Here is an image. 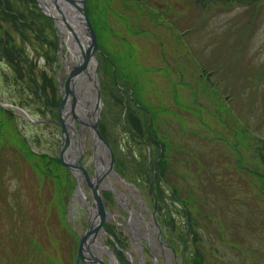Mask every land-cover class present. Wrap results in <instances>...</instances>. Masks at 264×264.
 <instances>
[{
    "label": "rangeland",
    "instance_id": "1",
    "mask_svg": "<svg viewBox=\"0 0 264 264\" xmlns=\"http://www.w3.org/2000/svg\"><path fill=\"white\" fill-rule=\"evenodd\" d=\"M13 1L30 16L31 1ZM36 1L40 7L42 4ZM112 1L113 9L120 15L118 18L124 16L143 31L129 38L140 49V68H135L132 77L135 86L131 89L143 107L153 112L156 121L153 133L155 127L157 134L158 127L160 130L166 127L159 124V119L168 121L172 128L171 133L161 135L164 140L158 139L160 150L140 141L136 137L140 133L136 119L146 121V115L130 107L125 89L116 90L120 86L114 87L112 79L108 78L110 66L96 53L90 70L92 77L96 76L101 98L98 99L92 85L94 93L90 102L95 103L93 117L96 118L93 119L98 121L99 131V121L107 125L105 139L109 147L89 125L73 116V126H67L73 139L65 152L67 162L76 165L81 162L90 179L95 181L100 176L98 162L106 166L107 175L100 193L107 219L90 246L97 242L101 232L100 240L106 251L101 257L95 254L106 264L126 263L121 262L124 258L116 252L119 248L130 264H193L191 259L198 242L209 264H264V255L256 253L259 245L264 248V196L256 191L258 177L247 174L264 171V163L256 151L259 147L264 151V0L254 7L241 6L230 11L227 7H192L186 0H146L151 8L147 7L146 15L134 1L130 4L126 0ZM47 16L53 19L50 31L57 37L54 62H48L43 56L48 54L47 47L38 45L36 39L26 43L18 32H14L13 37L14 46L20 51L18 63L24 73L20 85L14 78V69L0 57V100L23 109L8 108L0 112V120L8 123L4 134L0 133V177L1 172L8 173L3 194L11 202L10 209L3 204L6 201L2 203L0 218L6 225L13 212L15 220L25 221L20 236L10 231L11 235L4 234L6 243L23 247L19 255L17 252L11 256L8 264H18L17 257L24 256L26 251L29 253L28 249L35 244L41 248L38 264H80L78 251L91 224L89 208L74 199L80 177L85 182V195L96 205L83 172L60 160L64 132L60 125L51 122L61 120L59 108L56 110L52 101L45 99L49 95L46 89L40 93L38 90L41 76L46 74L57 81L58 88H63L59 90L62 101L69 67L76 64L57 20ZM109 22L114 33L123 37L122 19L112 17ZM21 28L26 31L25 27ZM29 35L26 33L27 39ZM124 48L123 41L115 36L109 39L107 47L104 45L109 56L125 55L121 53ZM204 66L209 67L206 73L215 70L208 75L210 79L200 77L198 69ZM123 67L126 77H130V68ZM158 69L161 73L154 72ZM171 69L173 80L170 82L165 76ZM30 76L38 78L34 87L32 85L33 90L27 89L25 84ZM189 90H195L200 96L202 106L194 102L196 99L190 97ZM83 93L75 92L74 111L81 105L90 108L89 96L86 91ZM21 96L26 98L25 105ZM81 100L83 103L79 106ZM65 110L66 107L63 119ZM75 133L83 137L84 143L78 157L73 159L67 152L76 146ZM100 133L103 135L102 131ZM15 138L17 143L25 144L20 160L17 153L9 149ZM159 151L160 159L165 154L168 159L162 170L167 174L160 187L155 186L157 169L153 176L148 170L137 173L132 169L134 161L143 165L146 162L143 158L150 157L151 161ZM35 153L55 157L62 164H43ZM117 157L126 162V177L116 165ZM17 160V169H14L12 164ZM239 160L244 168L238 166ZM111 179L115 183L113 188L108 184ZM158 190L165 197L162 216L158 209ZM192 198L204 214L197 211L193 203L191 207ZM187 213L196 217L194 226L190 227ZM7 229L5 227L4 233ZM251 255L256 259L253 263Z\"/></svg>",
    "mask_w": 264,
    "mask_h": 264
},
{
    "label": "trees",
    "instance_id": "2",
    "mask_svg": "<svg viewBox=\"0 0 264 264\" xmlns=\"http://www.w3.org/2000/svg\"><path fill=\"white\" fill-rule=\"evenodd\" d=\"M29 1H31V4H32V6L30 8L32 10L30 12V16L28 14H26L24 11H22L20 9V7L19 8L16 7L17 3L15 4V2L13 0H0V57L2 59H4L11 68L14 69V71H15L14 78L16 79V81L19 85H20V81H21L22 77L24 76V73H22V67H20V65L18 63V61L21 60V58L18 55L20 51H17V47L15 48V46H14V42H15V38L13 37L14 32H18L19 36H21L23 38V41H25L26 43H30L29 40H31V39H36L38 41V45L42 44L45 47H47L48 48L47 49L48 54H43V56L47 59L48 62L49 61L54 62L53 50H55V48L57 47V44H56L57 37L50 31L51 28L53 29V19L48 17L41 10V8L39 7L36 0H29ZM128 1H129V4L132 1H134V3L136 4V7H138L139 11L143 12V14H145V15H146L145 12H147L148 8L151 10V8L148 6V2L147 3L145 2L146 0H126L127 3H128ZM261 1L262 0H186V2L189 3V6H192V7L197 6V7H200L201 9L207 8L206 6H209V7L213 6L214 9L216 7H227L226 9L228 11L233 10L237 7H241V6L254 7L256 5H259L261 3ZM112 3H113L112 0H87V8H88L89 17L93 23V26L96 29L99 44L106 54L103 57L105 58V61H107L106 64L108 66H110V69H111L108 72V73H110L108 78L112 79L114 87L117 86L115 79H118V81L120 82V84H122V86L123 85L127 86V89H125L124 93L126 94L127 101L131 104L130 107H132L133 109L137 108L138 111L142 110L144 112V114L146 115V117H145V118H147L146 121H141L139 118L136 119V121L138 123L137 127H138L139 132H140V133H138V135L136 137H138L140 141L141 140L143 142L146 141L147 143L146 142L145 143L147 145H149L151 148L156 147L157 150L158 149L160 150L161 145H160V142L158 141V139H160V138H159V135L157 134V132L155 130L156 127L154 128V133L152 131L154 123H155V121L151 117V116H154L153 112L151 110L145 109L143 107V104L140 103L138 101V99L135 97L134 93H133V96L131 97L130 92L128 91L129 90V84L128 83H130V85H132V86H130L131 88H133V86H135L132 77L136 73V69L140 68V63L138 60V54L140 52L139 51L140 49H138V46H137L138 44L135 45V43L131 40H130L131 41L130 42L129 38L132 37L133 35L135 36L138 34H143V33H141L143 31L141 28L135 27L132 23H129L126 18H123L124 16L118 18L120 15L117 11H115L113 9ZM125 6H127V5H125ZM156 12L162 13V10L156 9ZM158 13H157V15H158ZM112 17L114 19L115 18L116 19H122L120 26L121 27L123 26V31H122L123 37L121 36L120 33H116V32L114 33L113 26L112 27L110 26L109 18H112ZM161 21L165 23V21H163V20H161ZM6 24H8L7 30L5 28ZM165 25L168 27V24L165 23ZM21 27H25L26 31H24L23 28H21ZM8 28L10 29V31ZM12 30H14V31L11 32ZM137 30L140 32H136ZM26 33L30 34L29 35L30 39L26 38V36H25ZM124 35H125V37H124ZM5 36L7 38H5ZM113 36H115V37H117L123 41L125 48L122 49L121 53H124L125 55L117 54L114 56H111V55L109 56L106 53V50H104V45L107 47L109 39L111 40V38H113ZM21 52H22V50H21ZM22 54H21V56L24 55V54L23 55ZM124 65H126L128 68H130V77H126V75L124 73V70H123ZM160 71H162V70H159V69L154 70V72H160ZM171 72H172V69L168 73H166L167 76H165L166 78L167 77L170 78V82H171V80H173ZM41 79H42V83H40V89H38L39 93L42 90L46 89L48 91L49 95L46 96L45 99H47V98H48V100L50 99L52 101L51 105H53L54 108L56 110H58L61 99L59 98V88H58L57 81L55 82L54 78L51 79L46 74H44V75L42 74ZM26 80H27V82L25 84H26L27 89L33 90L32 85L34 87V83L36 81H38V78H36L34 76H30V78H28ZM204 87L206 88V85H204ZM22 88H23V90H27L24 87H22ZM116 88H114V90L116 89L117 91H119L118 87H116ZM184 94H185V92H184ZM189 95H190V97L196 99V101H194V102H197L199 104V107L202 106L200 104L201 101L199 100L200 96H198V94L195 93V90L194 91L189 90ZM20 99L22 100L21 102L25 105L26 98L21 96ZM2 109L5 110V108L0 105V112L2 111ZM7 126H8V123H6L4 120H0V127H1L0 133L1 134H4L3 131L5 130V128ZM99 126H100L102 133L106 136L107 130L105 128H107V125H103L102 120H101L99 123ZM240 132L242 133V130H240ZM239 142L242 143V140L239 139ZM15 143H17V138H15L13 143L11 142V146L8 145V147L10 146L9 149L14 151L15 153H17V157L19 158L18 160H20V157L23 155V151H24V149L22 148L24 143H17V144H15ZM236 144L238 145L240 143H236ZM241 145H243V144H241ZM24 146H25V144H24ZM259 148H257V150H256L258 153L257 156L259 157V160L264 163V151H261ZM25 151L30 153L28 150H25ZM160 154H161V152L159 151V155L156 156L151 161L149 160V157L143 158L142 161L146 160V162H143L144 166L142 164H138L137 161H134L133 167H132V169L135 170L137 173L138 172L140 173L142 169L146 170V172L148 170V174L150 171V175H152V176L154 174L155 169H157V173L155 176V181H156L155 186H158V187H160L161 182L163 180H165V175L167 174V172L166 171L164 172L162 170L164 169V166H166V164H168V159L166 157L167 154H165L164 157H162L161 159H160ZM34 156L37 157L38 159L43 160V162H44L43 164L46 163L48 165H51V163H53V162H57L59 164L61 163L60 160L56 159L55 157L49 156L47 154H40V155L36 156V153H35ZM18 160L15 162V164H12L14 169H17ZM240 161L241 160L238 161L239 162L238 166L241 168H244L245 165L240 164ZM159 163H162V165ZM116 165L119 168V170L120 169L123 170L122 173L125 174L123 176L126 177V170H124L127 168L126 162L121 157H117L116 158ZM263 166H264V164H263ZM260 172L254 170V172L253 171L248 172L247 174L252 175V176L256 175L258 177V180H257L258 186H256V191L258 194H260L263 197L264 196V175L262 173H264V171L261 173ZM1 174L2 175L0 177L1 178L0 207L2 206V203L4 201H6V203H3V204L8 209H10L11 202L7 198L5 199V194H3V185H4L6 178H8V176H7L8 173H5V171H4V172H1ZM157 192H158V200H159L158 209H160L159 214H161V216H162V214L164 213L165 206H166L164 203L165 197H163L162 193L159 190ZM192 203H193L194 208L197 211L204 214L200 210V206L197 205L196 201L194 202L193 198H192V202H191V207H192ZM160 204H161V206H160ZM0 211H1V209H0ZM187 216H188V219L190 220V223H191L190 227L194 226V223L196 224V217H194L193 214H191V213H190V216H189V213H187ZM206 217H208V214H206ZM10 218H9L10 221L8 220L6 225L4 224L5 221L0 218V221L2 222L1 226H0V261H1V264H8V261L10 260L11 256L15 255L17 252H19L18 253V255H19L21 250L23 249V247L20 244L16 243L13 246V245H10V244L5 242L6 236H9V234L11 235V233H9V231L12 232L15 236H20L22 224H23V222L25 223V221L22 218L15 220V213H13V212L11 213ZM165 223H166V221H165ZM5 227H8V229H7V232L4 233ZM192 233H194L193 228H192ZM4 234L6 236H4ZM195 234L198 236V238L200 237V234L196 229H195ZM19 241H20V239H19ZM183 242L185 243V246H186V241H183ZM11 243H12V240H11ZM118 243H119V246L122 247L121 241H118ZM10 246H12V247H10ZM259 246L260 247L256 248L257 249L256 253L259 256H263L264 255V248L262 247V245H259ZM28 250H30L29 253L26 251L24 256L17 257L16 262H18V264H38L39 263L38 254L41 253V248L37 247V245L35 244L34 246H32ZM194 250L196 251V253H195L194 257L191 259V260H193V264H209V261L207 259V255L205 254V252L201 248L199 242L194 246ZM116 252L118 253V255L120 257L124 258V259L121 258V262L125 261L127 264L131 263L127 260V257H126V255H124L125 253L123 252L122 249L119 248V249H117ZM250 258H251L252 263L256 260V259H253L252 255L250 256ZM126 263H124V264H126ZM80 264H83V263L80 262ZM186 264H188V263H186Z\"/></svg>",
    "mask_w": 264,
    "mask_h": 264
},
{
    "label": "bare ground",
    "instance_id": "3",
    "mask_svg": "<svg viewBox=\"0 0 264 264\" xmlns=\"http://www.w3.org/2000/svg\"><path fill=\"white\" fill-rule=\"evenodd\" d=\"M40 3L42 4V6L44 7V9L51 14L53 17H55V19L58 22V25L62 31L63 34V40L65 43L69 44L71 47V51H72V56L74 58H76L75 62L78 61V59L81 57V50L80 47H86V28L83 24V18L80 14L79 11H77V8H75L73 5H70L69 3H67L65 0H39ZM95 29V27H94ZM96 31V29H95ZM97 34V32H96ZM98 38V35H97ZM80 41L81 46L79 47V45H77V42ZM72 45V46H71ZM92 65V63H91ZM71 67H69L70 70ZM90 74H92L93 72L91 70H89ZM89 79H88V74L84 73L79 75L78 77L74 78L72 80V82H70V86L71 89L73 90V92L79 94L80 92L85 93L89 100V102L91 101V98L93 97V93H94V89L92 87V84H89ZM83 93V94H84ZM93 99V98H92ZM71 96L69 95V99L68 102L66 104V110H65V122L67 124L68 127L73 125V115L71 113H69L68 109H72V105H71ZM87 102V101H85ZM82 100L79 102V106L81 105ZM90 108L86 107L85 105H81V107L77 110H75V113L77 114V118L82 120L83 122H90V120H93V114L95 113V103L94 100L92 102H90ZM76 116V115H75ZM100 123V122H99ZM69 131V134L71 136V138L73 139V134ZM78 138L75 139L74 144L76 146H74L73 148H71L68 152H67V156L69 157V154L71 155V157L74 159L76 157H78L79 151L83 146L84 140L83 137H79L78 133H75ZM98 147V150L101 149V146L97 143L96 144ZM101 152V150H100ZM65 158L67 159V157L65 156ZM106 168L105 164H103V162H98V175H102L103 173H105L104 169ZM106 170V169H105ZM104 171V172H103ZM103 172V173H102ZM80 181V185L78 187V190L76 192L75 195V200H78L77 203H79L80 205H85L89 208L91 214H90V220H91V224L93 226H96L99 223V216H98V209L96 207V205H94L93 203H91L89 197H87L85 195V182L84 180L80 177L79 178ZM93 182L95 183L96 181L93 180ZM105 185H107V182L104 183ZM110 187H114L115 183L114 181L111 179L110 182H108ZM93 198V197H92ZM94 200V199H93ZM93 202V201H92ZM102 233H99V238L97 239V242L93 244L92 247V253L94 255L95 252L98 253L99 257H101L106 249L103 247L102 243H101V238ZM93 239V236H91L88 239V243H86L85 247L87 248V245L90 244L91 240ZM165 251V250H163ZM167 252V250L165 251V253ZM85 254L87 255V257L90 256V253H88L87 251L85 252ZM114 264V263H113Z\"/></svg>",
    "mask_w": 264,
    "mask_h": 264
},
{
    "label": "water",
    "instance_id": "4",
    "mask_svg": "<svg viewBox=\"0 0 264 264\" xmlns=\"http://www.w3.org/2000/svg\"><path fill=\"white\" fill-rule=\"evenodd\" d=\"M67 3H69L70 5H73L75 8H77V11L80 12L82 18H83V24L86 28V47L81 46L80 41L77 40V45H79L80 50H81V57L78 59L77 63L75 65H73L70 70H69V77L66 81L65 84V91H64V95L62 96V101H61V105L59 107V115H60V121L58 122H54L57 125H60L62 127V131L64 132V137H63V143H62V148H61V153H60V160L65 163L67 166L81 170L83 172V174L86 177V182L88 183V185L90 186L91 190H92V196L94 199V202L96 203V207L98 209V216H99V223L96 226H93L92 224H90V227L88 228L87 232L85 233L84 237L82 238V242L80 244V249L78 251V257L79 259L83 260V261H88L92 264L95 263H101V264H106L104 263L97 255H94L92 253V248H90V244L87 245V248L85 247L86 243H88V239L93 236L94 240L97 236V233L103 229V223L106 221L107 219V212H106V208H105V203L103 201V197L101 196L100 193V186L102 184V182L104 181L105 176L107 175V172H105L103 175L99 176L96 179V182H93V179H90L89 177V173L88 171L83 167L82 163L79 162V164H74V163H69L66 161L65 159V152L69 149L70 143H71V136L69 134L68 131V127L67 124L65 122V120L63 119L62 114L64 113V107H66V104L68 102L69 99V95L72 97V111H74V106H75V93L73 92V90L71 89L70 86V82H72V80L76 77H78L81 74L87 73L88 74V79L92 85H94V87L97 90V97L98 99L101 98V94H100V88L97 84V82L95 81V78L92 77V75L90 74L89 70L91 67V63H93V60L96 58V52H100V47L98 44V38H97V34L96 31L94 29V26L92 24V21L88 15L87 12V0H65ZM40 2V1H39ZM42 6V5H41ZM44 8V7H43ZM45 10V9H44ZM46 11V10H45ZM46 13H48L46 11ZM49 16H52L51 14H47ZM55 18V17H54ZM63 89V88H60ZM71 113L74 118L78 121H81L80 119L77 118V114L76 113ZM76 115V116H75ZM96 118V117H93ZM83 122V121H82ZM91 122V123H90ZM89 123L84 122L85 124L89 125L94 132L96 133L98 139L105 144L107 147H109V143L107 142V140L103 137V135L100 133L99 129H98V121L93 119L90 120ZM73 126V125H72ZM70 126V127H72ZM75 130V129H73ZM113 165V162H112ZM157 209V205L155 204L154 206V212ZM91 240V242H92ZM90 242V243H91ZM90 253V256L87 257V255L85 254V252Z\"/></svg>",
    "mask_w": 264,
    "mask_h": 264
},
{
    "label": "flooded vegetation",
    "instance_id": "5",
    "mask_svg": "<svg viewBox=\"0 0 264 264\" xmlns=\"http://www.w3.org/2000/svg\"><path fill=\"white\" fill-rule=\"evenodd\" d=\"M169 108H170V107H169ZM162 125H165V126H166L165 129H164V126H162ZM162 125H161V126H162V129H164V130L161 129V130H162V131H161V130L159 129L158 135L161 137V138H160L161 140H164V139L162 138L161 135H162L163 133H168V134L171 133L170 130H171L172 126L168 123V121L166 122L165 120H163Z\"/></svg>",
    "mask_w": 264,
    "mask_h": 264
}]
</instances>
